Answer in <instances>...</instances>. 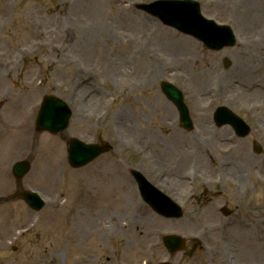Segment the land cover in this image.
<instances>
[{"label":"rangeland","instance_id":"374dc122","mask_svg":"<svg viewBox=\"0 0 264 264\" xmlns=\"http://www.w3.org/2000/svg\"><path fill=\"white\" fill-rule=\"evenodd\" d=\"M149 1L0 0V55H8L10 66L9 73H0V93L7 97L1 111L3 120L17 119V127L0 140V199L11 197L0 203V264H110L118 257L123 264H154L167 257L165 234L187 240L186 249L172 257L173 264H193L196 258H204L205 264H264V0H198L206 16L230 24L236 32L237 44L222 51H212L136 8ZM90 26L97 28L96 34ZM123 47L128 51L120 54ZM225 58L232 63L229 69L224 68ZM111 64L125 71L117 80L108 74ZM130 65H136L137 73L128 71ZM84 77L96 92L97 99L89 97L93 102L79 101V89L74 91V85L85 84ZM161 80L183 90L194 130L181 127L175 107L160 90ZM238 82L247 84L246 90ZM250 88L262 94L253 95ZM45 93L63 98L73 109L68 129L58 135L35 129ZM222 104L250 124L249 137L241 139L230 126L213 123L212 113ZM162 111L169 113L163 120ZM204 123L211 127L210 134L202 132ZM70 137L111 141L115 149L74 169L67 162ZM255 142L260 152L254 151ZM201 144L210 147L209 163H181L176 173L190 194L175 192L170 187L174 176L159 165L182 152L199 153ZM26 158L32 161L31 171L17 184L11 166ZM132 168L169 193L186 216L205 211L208 218L212 211L222 229L203 238L199 234L204 222L169 219L149 238L145 234L160 223L153 218L162 217L138 205L142 202ZM21 187L37 189L48 201L41 214L16 197ZM93 190L104 194L102 206L91 204ZM225 206L231 215L223 214ZM89 219L94 223L86 227ZM25 223L34 227L22 233ZM129 226L137 227L140 235ZM233 228H256L259 233L246 245L226 235L225 230ZM221 231L228 241L210 238ZM203 242L211 252L203 253ZM244 248L253 257H242Z\"/></svg>","mask_w":264,"mask_h":264},{"label":"bare ground","instance_id":"6f19581e","mask_svg":"<svg viewBox=\"0 0 264 264\" xmlns=\"http://www.w3.org/2000/svg\"><path fill=\"white\" fill-rule=\"evenodd\" d=\"M89 29L91 30L92 34H96L97 33V28L94 29L92 26H90ZM102 34H104V27L103 26H102ZM111 34H113V31H111L109 33V35H108V39L109 40H110ZM104 36H105V34H104ZM88 39H89V37H87V40ZM82 44H84V43H82ZM83 48H85V47H81V49H83ZM126 51H128V49L123 47V49L120 51V54L123 53V52H126ZM58 53L61 54V51L60 50H55V54L58 55ZM7 56L8 55H6V54H1L0 55V73L2 71L5 72V73H9L10 72L9 71L10 66L8 67V64H6L7 63L6 62ZM82 56H84V55H82ZM144 57H145V55H144ZM192 57H194V56H190V60H191ZM59 58L61 59V57H59ZM57 61H58V59L55 57L52 60V63L55 64ZM192 61H194V60H192ZM114 66H115L114 64H111V69L109 70L108 74L109 75L112 74V76L115 77V80H117V78H118L117 76L120 75L119 73H123L125 71L119 65H117V67H114ZM201 83H199V84H201ZM227 84H228L227 87L233 88L230 83H227ZM90 87H92L90 85V83H88V84H78V87L74 89L75 92L78 91V89H79V94H78L79 101L82 100V102H83L86 99L88 101H91L92 99H89V97L90 96H93V95H95V97L93 96V98L94 99L95 98L97 99L95 90L90 89ZM234 90H236V88H234ZM245 90H243V91H245ZM127 91H129L128 88L124 89V92H127ZM198 91L204 92V90H202L201 88H199ZM247 91L249 93L253 94V95H260V94H262V92L260 90H258L257 88H250ZM6 99H7V97L5 96V94L3 95V93H0V140L2 139L3 136L7 135L12 129H14V128L17 127V119L15 117H11V118L8 117L7 119L3 120L4 119V116H3V111H1V104L4 101H6ZM92 102H93V100H92ZM162 107L164 108V110H169L170 109V106L167 103H164L162 105ZM166 107H167V109H166ZM82 111H80V107H79V115H80V113L82 114ZM165 113L169 114L168 111L167 112L166 111H162V113H161L162 120L165 117V115H164ZM204 124L205 125L202 127V132L203 133L210 134L211 127L209 125H207L206 123H204ZM24 132H26L25 129H24ZM171 137L174 138V136H171ZM175 137H176V139H174V140H177L176 142L178 143V141L180 140L179 139V136H175ZM179 145L182 146V144H179ZM196 147H197V145H195V148ZM198 147H199V145H198ZM208 148H210L209 145L207 146V145L201 144V150H200L199 153H196L193 150H192V152H189V153L188 152H182V153H180L178 155H174L173 161L172 160H169L166 157L167 160H168L167 161V165L163 162V164H162L163 167L159 165V168L163 170L164 169V166H166L165 169H167L168 175L174 176L173 181H171V186H170L171 189H173L175 192L178 193L179 191L183 192L185 189L188 188V184H186V182L181 177L178 176V173H176V171L178 170V166H180V164L183 163L187 159H190V160L195 159V160H198L200 162H204L205 164L209 163L208 158H211V154H210L211 151ZM158 149H159V146L156 147V150H158ZM163 160L164 159L162 158V161ZM202 166L203 167H206L207 165H202ZM241 171L242 170H240L239 172H241ZM92 199H93V202L91 204H93L94 205L93 207H95L98 204H101V202L103 200H105V196L102 193V191L93 190ZM102 205L103 204H101V206ZM205 213H206L205 211L201 212L199 216H196L194 218L192 217V219H190V221L193 222V223L194 222H197L199 224H201L202 222H204V224L202 225V228L199 227V228H201V234H202L200 236H203V238H205L207 236L209 238V236L211 235L212 231H216L218 229L221 230L222 229L221 228L222 225H220V223H218L215 220V219H218V217L216 216L215 213H213L212 211H210L209 214L212 217H208V218H205V216H206ZM12 219L13 218L10 216L8 220L11 221ZM153 219L155 221H157V222H160V223L157 225V227L152 228L150 232H148V233L145 234L149 238L152 237V236H154V235L159 234L163 230V228H164L163 223H167V222H164L162 220H157L156 218H153ZM93 223L94 222L93 221H90V219H89V221L86 220V225H87L86 227H91V224H93ZM182 225H183V227L189 226V224H186V225L182 224ZM204 225H206V226H204ZM107 227H108V225H106L103 228L105 229ZM100 228H102V227H100ZM129 228L131 229L132 232H134V234L140 235L141 232L139 231V229L133 228L131 226H129ZM31 229H32V227H30L27 231H30ZM256 230L257 229L255 228V229H252V230H244L243 231V230H240V229L238 230V228H233V229H228V230H225V231H226V235L228 237L235 238V240H237L239 243L240 242H244V243H246V245H248L249 239H250V237H251L252 234L254 235V237H257L258 236L259 231H256ZM72 233H74V232H72ZM221 234H224V232L221 231V233L218 234L217 237H215V238L210 237V238L213 239V240H216V241H218V240L228 241L227 238L221 236ZM204 250H206V249H204ZM206 252H208V253L211 252V248L208 247ZM253 254L254 253L252 251H249L246 248H244L243 251H242V253H241L242 257H246V258L253 257ZM205 262H206V260L204 258L203 259L196 258V259L193 260V264H205Z\"/></svg>","mask_w":264,"mask_h":264},{"label":"water","instance_id":"95a60500","mask_svg":"<svg viewBox=\"0 0 264 264\" xmlns=\"http://www.w3.org/2000/svg\"><path fill=\"white\" fill-rule=\"evenodd\" d=\"M182 6V2H158L150 7H155L156 9H162L165 7V9L169 6H175L178 5ZM173 8V7H171ZM193 13H199V10L196 11H191ZM186 15V14H185ZM200 16V15H199ZM197 16V17H199ZM186 20L189 22L188 17L186 18ZM205 20V19H203ZM191 22V21H190ZM228 43H222L220 46L222 45H226ZM166 92L167 94L170 96V98L177 100L179 99L181 102V106H183L182 104V96H180V91L177 90L174 87H168L166 86ZM62 108V103L54 98H51V100L49 101V104L47 106H45V108L43 109L41 115H40V119H39V128L40 129H50L53 132H56L57 130H61L64 127L67 126L68 124V115L66 113L65 110H60ZM57 110H60L57 115L55 114V112ZM228 118L231 120H237L235 119V117L231 116V115H227ZM182 119L185 121V117H182ZM222 122V121H221ZM239 129H242L241 127H239ZM104 149L102 147H94V146H87L85 144H83L82 142L78 141V140H74V142L70 144V159L72 161V163L74 165H82L85 164L86 162H88L89 160L93 159L94 157H96L101 151H103ZM21 169L20 171H17L19 173V175H22L23 173H25L28 169V166H23L19 167Z\"/></svg>","mask_w":264,"mask_h":264}]
</instances>
